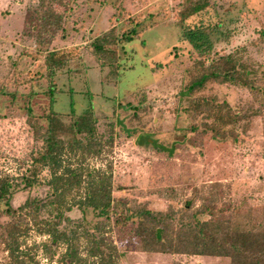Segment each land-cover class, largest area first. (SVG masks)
Masks as SVG:
<instances>
[{"label":"rangeland","instance_id":"obj_1","mask_svg":"<svg viewBox=\"0 0 264 264\" xmlns=\"http://www.w3.org/2000/svg\"><path fill=\"white\" fill-rule=\"evenodd\" d=\"M192 1L0 0V178L10 184L9 202L18 211L5 213L0 200V264H15L8 243L19 246L25 264H64L69 248V258L81 264H231L225 256L152 246L141 229L150 220L145 210L164 214L172 236L209 220L207 205L234 229H264V122L253 113L254 95L245 85L216 81L190 93L200 59L181 39L186 26H216L214 56L235 54L264 89V0H211L183 19ZM131 22H141V32L125 41ZM115 24L113 71L115 56H97L94 43ZM60 49L69 59L56 71L50 95L44 56ZM197 98L214 102L211 111L191 107ZM225 106L244 117L228 133L231 124L214 117ZM51 109L68 125L90 109L96 139L71 142L65 133L59 175L76 171L72 181L53 182L45 165L28 185L23 176L45 148ZM95 194L110 206L87 213ZM40 198L52 202L19 209ZM13 222L20 226L15 236L7 231ZM49 224L64 232L57 243L42 231Z\"/></svg>","mask_w":264,"mask_h":264},{"label":"trees","instance_id":"obj_2","mask_svg":"<svg viewBox=\"0 0 264 264\" xmlns=\"http://www.w3.org/2000/svg\"><path fill=\"white\" fill-rule=\"evenodd\" d=\"M211 5V0H193L186 8L180 13L183 19L194 16L206 10ZM138 23L141 22H136ZM135 22H131L127 29H130L132 34H127V41L133 34L138 35L141 30L137 31V25ZM115 25L111 27V30L105 35H98L95 38L94 48L97 52V56H102V53H110L115 56V69L119 66L118 59L116 57V47L119 46V39H117ZM217 30L216 26L198 25V26H186L182 31L181 39L183 42H187L192 49V55L195 54L196 58L200 59L197 65L200 66L201 72L196 75L188 84L187 89L190 93L202 88L209 81H216L219 83H238L245 85L249 88L257 103L256 107H252L254 114H259L263 118L264 122V89L260 88L254 79L249 74V68L246 64L236 59V55L229 54H213L214 41L212 40V34ZM178 45L173 46L175 50ZM68 53L63 50H47L44 56V69L46 70L45 76L49 82L48 94L53 95L56 89L55 74L56 71L65 67L68 62ZM214 102L205 101L197 98L191 102V107H205L209 108ZM28 112L31 111L28 106ZM217 115V116H216ZM215 119L222 122L224 125L229 126L228 131L234 130L235 124L243 116H238L235 113H231L229 106H225L221 113L214 112ZM44 131H42V137L45 144V148L42 152L33 157V166L30 173L24 177L26 183L31 185L42 166L50 165L52 169L53 182L54 181H68L71 182L76 171L62 172L59 175V168L62 166L63 158L62 154L66 148V140L64 138L65 133H70L72 141L81 139H96V120L90 109L74 117L73 121L68 125L66 124L60 115L50 110L45 114ZM219 127H215L218 129ZM233 132V131H232ZM218 134L225 135L224 132L217 131ZM82 135V138H79ZM70 138V139H71ZM73 175V176H70ZM66 177V178H65ZM94 193H98L100 188L95 187ZM58 187L55 188L57 194ZM11 186L6 181L0 178V200L6 201L5 213L16 214L18 211L13 208L9 202L11 196ZM102 194H95L93 196L94 203L92 206L83 208L85 212L93 210H102L110 206L109 200L103 201ZM51 198L44 200L33 199L28 200L19 209H25L29 206H35L40 208L49 204ZM109 201V202H108ZM52 202V201H50ZM89 210V211H88ZM204 210L212 213V217L206 221L197 220L196 223L188 224L187 226L178 229L176 236L168 234V222L164 214L156 216L149 210H145L144 214L149 218L148 223L143 220V226H141L143 232V239H146L152 246L166 247L165 251H173L178 253L199 254V255H215L229 257L231 264H264V229L263 230H237L233 228L232 221L229 217L217 215L214 206H204ZM141 225L142 223H136ZM20 230L19 224L13 222L7 225V231L9 235L15 236L16 232ZM52 237L54 243H57L59 239H62L64 232H60L56 226L49 224L47 228L42 230ZM8 249L10 255L15 264H25V261L19 256L18 247L8 243ZM98 249H103L102 246H98ZM70 248L64 256V264H81L77 259L69 258Z\"/></svg>","mask_w":264,"mask_h":264}]
</instances>
